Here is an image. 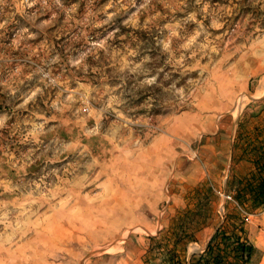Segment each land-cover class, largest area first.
<instances>
[{
    "label": "rangeland",
    "instance_id": "obj_1",
    "mask_svg": "<svg viewBox=\"0 0 264 264\" xmlns=\"http://www.w3.org/2000/svg\"><path fill=\"white\" fill-rule=\"evenodd\" d=\"M254 152L264 0H0V264H142L200 186L188 253L225 221L264 264Z\"/></svg>",
    "mask_w": 264,
    "mask_h": 264
},
{
    "label": "trees",
    "instance_id": "obj_2",
    "mask_svg": "<svg viewBox=\"0 0 264 264\" xmlns=\"http://www.w3.org/2000/svg\"><path fill=\"white\" fill-rule=\"evenodd\" d=\"M251 159L258 174H253L245 187H236L232 200L239 206L241 200L250 198L256 207L264 203V162L260 152L252 153ZM188 199L192 207L178 211L168 220L164 231L147 237L142 264H249L255 253L247 241L241 226L234 223L225 226V221L217 226L209 236L201 251L188 253L187 246L196 243L195 234L207 227V217L211 212L210 203L216 197L210 187H194ZM243 206V205H242Z\"/></svg>",
    "mask_w": 264,
    "mask_h": 264
},
{
    "label": "crops",
    "instance_id": "obj_3",
    "mask_svg": "<svg viewBox=\"0 0 264 264\" xmlns=\"http://www.w3.org/2000/svg\"><path fill=\"white\" fill-rule=\"evenodd\" d=\"M209 236H210V235H209ZM209 236L204 240L203 245H202V248L205 246L207 240L209 239Z\"/></svg>",
    "mask_w": 264,
    "mask_h": 264
}]
</instances>
